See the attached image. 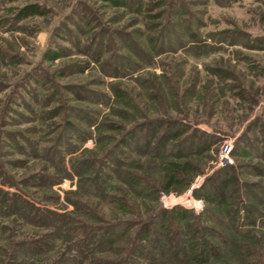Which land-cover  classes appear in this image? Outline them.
Segmentation results:
<instances>
[{"label":"rangeland","instance_id":"1","mask_svg":"<svg viewBox=\"0 0 264 264\" xmlns=\"http://www.w3.org/2000/svg\"><path fill=\"white\" fill-rule=\"evenodd\" d=\"M159 209L211 228L212 264H264V0H0V264H182L184 223L138 235Z\"/></svg>","mask_w":264,"mask_h":264},{"label":"trees","instance_id":"2","mask_svg":"<svg viewBox=\"0 0 264 264\" xmlns=\"http://www.w3.org/2000/svg\"><path fill=\"white\" fill-rule=\"evenodd\" d=\"M102 1H107V2H119L121 0H102ZM42 10L37 6V5H28L20 9L19 11V18H24L27 16H32V15H37L41 14ZM49 55V54H48ZM58 55V54H56ZM49 58L53 59L54 56L49 55ZM180 125V124H175V126ZM170 127L173 125H169ZM124 141V140H123ZM194 144V143H193ZM195 145V144H194ZM147 149V148H146ZM145 150V149H144ZM185 149H181L183 152L179 155V159H182L183 157H188L187 154H184ZM193 168L192 164L190 161L186 160L185 162H178V161H173L169 162L167 172L168 175H166V182L164 184V188L169 191L170 187L174 183H187L190 181L187 178L190 170ZM130 175V182H133L137 184L140 182L137 177L131 174ZM236 178H224V187L226 188L228 184H231ZM206 188V187H205ZM203 190V189H202ZM200 197H203L208 203H213L214 205L222 206L225 208L222 204L223 202L226 201L225 196L226 194L222 192H218V190L215 188L211 189L209 188L207 192H203V194H198ZM232 197V196H231ZM191 202L190 200L186 199L184 201L185 205H189ZM246 209V216L247 219H250L253 217V215L256 213V210L253 205H247L244 206ZM210 210L208 209V212ZM231 211V210H229ZM233 218L231 220V224L233 228H237V221H238V208H236L233 212ZM193 218L188 214V211L184 209H174L172 211L165 210V209H159L152 217L151 219H148L147 221H143L140 224V227L138 228V235L143 237L144 240H147L150 242L151 237L153 236L155 239L156 231L153 228V225L157 222L156 220H160V224H162V229L164 231H168V228H170V225L173 223H184L185 227L183 229H179V231L183 234H187V244L185 245H179L176 246L174 245L173 247H169V252H167L166 257L164 259H168L173 261L174 263H182V264H212L213 259H215L218 256V252L220 251V245L214 244L213 238H211L210 232L211 228L206 225H201L197 223L194 219L192 221H188L189 218ZM195 221V222H194ZM131 222L128 224V222L124 223L121 222L120 224L116 225H110L107 230H106V238L103 240V245H106V242L110 245L115 241H111V239H117V238H122L128 231V227H130ZM160 232V231H159ZM105 236V235H104ZM153 240V239H152ZM156 240V239H155ZM224 244H227L228 241L225 239H222ZM157 241V240H156ZM190 243V244H189ZM107 244V245H108ZM139 247L142 249V246L139 245ZM143 253V252H142ZM162 253V252H160ZM147 262L150 263L152 262H158L157 258L154 256L151 259L149 257ZM136 260V259H135ZM132 263L131 261L128 263ZM127 264V263H126ZM133 264V263H132Z\"/></svg>","mask_w":264,"mask_h":264},{"label":"built area","instance_id":"3","mask_svg":"<svg viewBox=\"0 0 264 264\" xmlns=\"http://www.w3.org/2000/svg\"><path fill=\"white\" fill-rule=\"evenodd\" d=\"M230 151H231V145L226 142L222 148H221V152H220V160H222L223 164L222 165H226L231 163V158H230ZM190 204L191 207L195 210V212H199V210H201L202 206H203V201L201 198H194L191 197L190 199Z\"/></svg>","mask_w":264,"mask_h":264}]
</instances>
